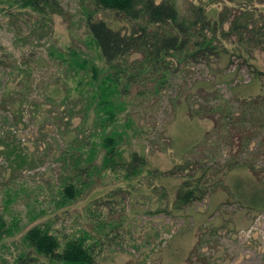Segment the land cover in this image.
<instances>
[{
  "label": "rangeland",
  "instance_id": "rangeland-1",
  "mask_svg": "<svg viewBox=\"0 0 264 264\" xmlns=\"http://www.w3.org/2000/svg\"><path fill=\"white\" fill-rule=\"evenodd\" d=\"M60 1L66 16L54 14L50 32L36 38L31 30L33 16L21 7L22 1L0 0V214L14 231L0 240V264L14 262L25 247L24 232L36 222L50 219L55 228L66 231L91 227L85 219L87 203L112 186L98 184L75 204L54 212L62 173L58 158L65 147L63 138H70L57 132L58 114L78 96L76 67L59 54L68 57L66 53L74 49L98 66L105 64L86 27L89 0ZM190 1L207 0H178L183 6ZM221 8L219 3L208 5L212 16ZM97 16L113 26H127L109 10ZM231 58L222 55L211 63H189L161 92L123 97L127 103L119 113V125L128 133L124 145L144 152L150 166L162 170L185 157L216 165L243 155L260 165L256 175L264 180V132L241 148L242 135L232 124L219 131L215 117L190 113L219 98L230 100L237 109L239 99L263 94L264 78L257 77L253 68L264 70V50L256 48L252 57ZM79 121L74 117L71 127ZM205 134L209 140L203 144ZM18 153L24 155L22 169L13 164L19 162ZM247 175L248 170L221 171L220 182L206 198L175 213L151 212L160 201L158 193L147 196L149 189L127 195L123 224L115 229L113 243L99 253L96 264H185L200 240L208 264H264V212L249 210L231 195L234 179ZM178 182L175 177L164 180L171 195ZM13 222L15 227L10 226Z\"/></svg>",
  "mask_w": 264,
  "mask_h": 264
},
{
  "label": "trees",
  "instance_id": "trees-1",
  "mask_svg": "<svg viewBox=\"0 0 264 264\" xmlns=\"http://www.w3.org/2000/svg\"><path fill=\"white\" fill-rule=\"evenodd\" d=\"M21 1V7L33 16L31 30L36 38L50 32L54 14L65 17L67 13L60 0ZM89 2L92 7L86 12V27L105 64L98 66L92 58L83 57L74 49L66 53L68 57L59 54L76 67L78 96L68 101L67 109L58 114L57 132L70 138H63L65 147L58 158L62 173L57 181L54 212L75 204L98 184L112 183V186L87 203L85 219L91 227L66 231L55 228L50 219L36 222L22 236L25 247L14 262L7 264H96L99 253L113 243L115 229L123 224L127 195L149 189L147 196L158 193L160 201L155 209H149L151 212L175 213L206 198L225 169L248 170L245 178L234 179L235 191L231 195L249 210L264 212V180L256 175L260 165L254 160L240 155L239 159L213 165L185 157L168 169H158L150 166L144 152L124 145L128 133L119 125V113L127 103L123 97H148L161 92L170 78L189 63H211L222 55L252 57L256 48L264 50V0L190 1L186 6L178 0ZM214 3L222 4L216 16L208 11V5ZM106 10L118 15L127 26L116 27L97 16L99 11ZM253 70L257 77L264 78V70L256 67ZM237 102V109H233L234 103L219 98L217 103L190 109V113L215 117V128L219 131L232 124L242 135L243 148L252 137L259 138L264 132V92ZM76 116L80 121L72 128ZM208 135H204L201 143L208 142ZM15 157L19 162L13 164L22 169L24 155L18 153ZM170 177L179 179L172 195L164 184ZM7 194L6 201H12L8 189ZM11 225L15 227L16 223ZM7 227L0 214V240L4 235L14 234ZM199 244L185 264L210 262Z\"/></svg>",
  "mask_w": 264,
  "mask_h": 264
}]
</instances>
